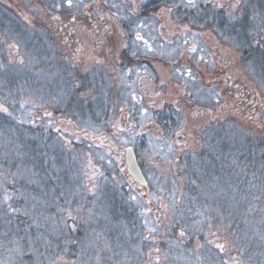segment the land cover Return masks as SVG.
Here are the masks:
<instances>
[{
	"label": "rangeland",
	"instance_id": "374dc122",
	"mask_svg": "<svg viewBox=\"0 0 264 264\" xmlns=\"http://www.w3.org/2000/svg\"><path fill=\"white\" fill-rule=\"evenodd\" d=\"M240 1L213 0L214 7L228 10L231 24L240 21ZM262 14L264 17V9ZM254 21L260 27L249 32L251 45L264 51V23ZM232 41L236 45L231 44L232 55L239 62L237 53L244 42L238 38ZM0 48V112L13 129V135L0 131V247L21 253L22 264H229L234 260L240 264H264V171L255 175V165H251L252 173L247 172L249 168L244 171L242 151L235 150L240 146L237 138L245 130L259 137L254 141L260 142L261 137L264 148V62L251 61L247 69L242 67L249 72L244 77L262 106L260 121L231 116L227 129V136L234 138L229 149L230 163L240 172L230 178L215 173L177 176L165 170L151 174L148 178L153 201L148 203L122 175L113 157L85 133L99 135L108 131L123 146L142 147L141 155L148 166L153 168L157 163L163 168L154 133L145 126L128 128L118 123L125 112L105 110L108 96L92 79L94 75H85L91 80L78 75H51L52 64L46 60L24 59L3 42ZM56 65V72L66 71L64 65ZM190 88L200 105L211 106L217 96V92L201 86ZM74 96L92 103L94 111L74 104ZM98 103L100 110L96 108ZM50 113L54 115L50 117ZM101 118L107 120L100 121ZM222 129L192 127L187 134L190 138H216L224 135ZM181 131L185 128L176 129L175 136ZM12 140L33 142L38 150L43 141L51 153L42 166L38 158V165L25 166L24 153L9 147ZM57 146L67 155L56 158ZM5 159L9 165L4 164ZM12 162L22 168L13 170ZM258 163L264 168V159ZM45 179L55 183L41 192L46 188ZM32 190L38 196L33 198ZM53 195L57 203L51 212ZM12 198L18 205L4 210L3 199L10 202ZM118 202L121 207L114 214L111 205ZM6 215L21 217L20 231L26 239L12 240L11 233L18 224L9 226L4 221ZM254 224L257 235L253 236H258L259 241L256 252L245 244Z\"/></svg>",
	"mask_w": 264,
	"mask_h": 264
},
{
	"label": "flooded vegetation",
	"instance_id": "af4514ba",
	"mask_svg": "<svg viewBox=\"0 0 264 264\" xmlns=\"http://www.w3.org/2000/svg\"><path fill=\"white\" fill-rule=\"evenodd\" d=\"M214 5L213 0H0V42L10 44L14 54L24 59L46 60L52 64L51 75H78L85 80H91L85 75H94L92 79L108 96L105 110L125 112L118 123L128 128L145 126L154 133L159 159L167 169L157 163L151 168L143 160L142 147L123 146L108 131L85 133L113 157L132 188L150 197L148 176L163 170L188 177L236 175L240 169L231 166L229 151L234 138L227 136L230 117L260 121L262 116L244 68L253 61L245 45L252 41L249 32L260 27L254 20L264 23V0H241L237 9L241 17L235 24L230 23L227 9ZM233 38L244 42L237 53L239 62L232 55ZM56 64L66 71L56 72ZM192 85L217 92L211 106L200 105ZM72 102L85 111L95 109L75 96ZM96 108L101 109L99 103ZM200 126H221L224 135L190 138L188 129ZM182 127L185 131L175 136ZM258 138L245 130L235 147L242 151V169L252 173L255 165V175L264 171L258 163L264 159L262 138L254 141ZM129 149L148 181L143 188L130 171ZM3 203L4 210L18 205L14 198ZM54 203L57 200L51 212ZM6 217L20 231L21 217ZM13 250L0 247V264H22L23 255Z\"/></svg>",
	"mask_w": 264,
	"mask_h": 264
},
{
	"label": "trees",
	"instance_id": "16d2710c",
	"mask_svg": "<svg viewBox=\"0 0 264 264\" xmlns=\"http://www.w3.org/2000/svg\"><path fill=\"white\" fill-rule=\"evenodd\" d=\"M246 46V48H247V52H248V56L250 57L251 56V58L253 59V62H256V63H258V62H264V51H260L259 49H255V48H253L252 47V45H251V43L250 44H247V45H245ZM3 113L2 112H0V131L2 132V131H4V132H8L9 131V133L11 134V135H13V129L10 127V125H9V120L8 119H5V118H3V115H2ZM12 139H13V136L11 137ZM22 145H24V146H22ZM45 144H43V141H41V143H40V148H39V150L37 149V144H35V143H33V142H16V141H14V140H12V141H10L9 142V147H12V151L13 152H15V151H20V152H23L24 153V155H23V158H24V162H23V164L25 165V166H33V165H38L39 164V166H42V163H44L45 162V160H46V155L48 154V152L49 153H51V149H50V147L49 146H44ZM75 146H76V144H74ZM23 149V150H22ZM73 149V148H72ZM56 150H57V152H54V153H56V155H55V157L56 158H58V157H61V156H63V155H67V153H66V150H61V148L59 147V146H57L56 147ZM38 151V152H37ZM59 153H62V154H59ZM72 153V152H71ZM3 154V153H2ZM49 155V154H48ZM37 158H38V160H39V163L37 164ZM40 158V159H39ZM4 164L5 165H9V163H8V161H7V159H5L4 160ZM27 164V165H26ZM20 168H22V165H20ZM19 168V169H20ZM12 169L13 170H15V171H17L18 172V167H17V163H13L12 162ZM44 182H45V186H46V188H44V189H42V191L41 192H43V191H47L48 189H49V187L50 186H52L53 184H54V182L52 181V182H50L49 180H47V179H45L44 180ZM3 191V190H2ZM1 191V192H2ZM40 191V190H39ZM32 193H33V198L35 197V196H38V194H37V192H35L34 190H32L31 191ZM47 194V193H46ZM1 196L3 197V194H1ZM1 198V197H0ZM45 198H47L48 199V195H47V197H45ZM54 200H56V198H55V196L53 195V197H52ZM47 199H45V200H47ZM2 200V199H1ZM35 200V199H34ZM3 202V201H2ZM121 206L119 205V202L118 203H116L115 205H111V209L113 210V213L114 214H116V212H118L119 211V208H120ZM3 208H5L4 207V203H3ZM51 213V212H50ZM45 216H47V213H45ZM41 219V221H44V217H41L40 218ZM4 221H6V223L9 225V226H15V222H13V221H8V220H4ZM245 226H249V225H245ZM253 228L251 229V230H248V233H247V235H246V238H245V244H246V246L248 245V246H251L252 248L254 247V251L256 252V249H257V247H258V243L257 242H259L258 241V236L255 238L254 236H256L257 235V230H256V225L254 224V225H251ZM248 228V227H247ZM259 229H261V227L259 226ZM17 232H19V233H17ZM4 233H8V232H4ZM17 234H18V236H17ZM70 234H71V231H70ZM25 234L24 233H22L21 231H19V230H15L14 229V232H12L11 233V238H12V240L13 239H15V240H21V238L23 239V238H25L26 239V237L24 236ZM72 235H73V231H72ZM254 235V236H253ZM17 238V239H16ZM73 238V237H72ZM32 239V238H31ZM14 240V241H15ZM28 240V239H27Z\"/></svg>",
	"mask_w": 264,
	"mask_h": 264
},
{
	"label": "water",
	"instance_id": "95a60500",
	"mask_svg": "<svg viewBox=\"0 0 264 264\" xmlns=\"http://www.w3.org/2000/svg\"><path fill=\"white\" fill-rule=\"evenodd\" d=\"M129 165H130V171L133 173L135 179L139 183V187L140 188H143L144 186H146L147 183H148V181H147L145 175L143 174V172L141 171V168L139 166V163L137 161V158L133 154L132 149H129ZM141 193L144 194L146 201L148 203H150L151 202V198L150 197H147L145 195L146 194V191H142ZM221 246L223 247L224 245H221ZM229 264H240V263L237 260H234V261L229 262Z\"/></svg>",
	"mask_w": 264,
	"mask_h": 264
},
{
	"label": "snow or ice",
	"instance_id": "6c2138e0",
	"mask_svg": "<svg viewBox=\"0 0 264 264\" xmlns=\"http://www.w3.org/2000/svg\"><path fill=\"white\" fill-rule=\"evenodd\" d=\"M69 3H71V0H69Z\"/></svg>",
	"mask_w": 264,
	"mask_h": 264
}]
</instances>
